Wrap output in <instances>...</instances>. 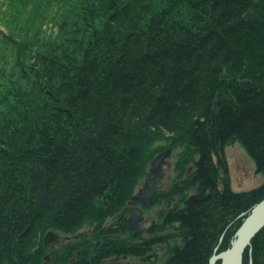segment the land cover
I'll return each mask as SVG.
<instances>
[{
	"label": "trees",
	"instance_id": "1",
	"mask_svg": "<svg viewBox=\"0 0 264 264\" xmlns=\"http://www.w3.org/2000/svg\"><path fill=\"white\" fill-rule=\"evenodd\" d=\"M15 92L0 114V264H39L47 231L98 234L159 141L194 166L175 193L195 189L164 219L180 242L157 241L163 264H209L264 199V183L218 192L211 160L239 142L264 175V0H0V103ZM263 251L264 228L242 264Z\"/></svg>",
	"mask_w": 264,
	"mask_h": 264
},
{
	"label": "rangeland",
	"instance_id": "2",
	"mask_svg": "<svg viewBox=\"0 0 264 264\" xmlns=\"http://www.w3.org/2000/svg\"><path fill=\"white\" fill-rule=\"evenodd\" d=\"M175 6L177 7L178 4ZM186 9L187 8L182 5V7L175 12L178 17H184ZM169 17L171 18V13ZM77 24L79 23L77 22ZM101 24L102 21L99 20L98 26L100 27ZM87 29V27L83 26L85 35ZM72 36L69 38L71 44L78 38L77 34H72ZM49 41H51L50 45L53 46V49H69L67 44L64 42V45H59V43L57 44L54 39L47 41L43 39L45 44H48ZM28 67L29 64L26 65L27 72L25 75H30ZM27 78L23 80L19 86L22 87V89L26 88V85H29L27 82L30 77L28 79ZM33 82L34 80L31 81L30 88H35V86H32ZM20 97L19 93L15 92L6 98L3 103H0V114L6 116L8 113L7 110H11L13 107L16 108ZM13 122L17 123L16 125L18 126V121ZM175 143L177 146L174 144L173 147H170L167 143H165V141H159L146 147L147 152L149 153L148 156L152 154L154 156L150 159L147 158L145 163L142 165L143 167H140V173L137 176L136 185L131 198L127 201L126 205L120 213L117 214V216L103 221L98 234H94L93 236L90 232L94 228H89L86 223L83 224L81 229H79V231L75 234L68 235L57 231H47V233L53 232L56 234L55 242L50 246L48 244H43L44 250L39 264H90L95 258L96 250L104 243L110 244L109 250H111L112 253H121L117 256L114 255L107 257L104 260L112 258V260L118 264H162L167 252V246L163 244L160 245L157 241L168 237L170 239L167 245L178 244V242H180V239L178 238L179 233L175 229L164 224V219L170 212L181 209L184 203L191 196L195 195L194 188L187 191L183 195L175 193V187H177V189L181 188L182 181L188 179L194 170V166L192 164L181 165L177 163L180 160L179 156L181 152L185 148L181 145L182 143L177 141ZM2 150L4 151L5 148L0 145V152H2ZM167 150H170V154L165 159V162L170 163V167L164 173L163 178L154 184L155 192L151 197V201L148 204H145L146 206H143L144 204H142V202H138V204L133 202L134 196L138 195L141 197L142 194L140 192H142V190L144 191V187L150 183L148 176L152 168V162L160 154ZM211 160L217 179L216 187L218 192H224V190H226L229 193L239 194L249 192L264 183V175L257 171L254 161L239 142H233L226 145L223 149V153L221 154L213 153ZM134 209H138L141 212V216L143 215L145 218V221H149L151 223L149 226L151 229L149 231L144 230L137 237H133V234H130L129 230L122 224V219L129 220L131 211ZM248 215L249 213L245 215L241 214L237 217V220H241L240 226ZM46 234H44L43 237L46 236ZM95 238L97 241H94ZM147 242H151L152 245L149 247L146 246ZM232 243L233 240L231 241V246ZM77 246L80 250L76 249ZM133 247L134 253H131L130 249ZM79 251L80 255H78ZM214 256L216 255L213 254L209 260H211ZM215 262V264H221L220 260ZM261 264H264V251Z\"/></svg>",
	"mask_w": 264,
	"mask_h": 264
},
{
	"label": "water",
	"instance_id": "3",
	"mask_svg": "<svg viewBox=\"0 0 264 264\" xmlns=\"http://www.w3.org/2000/svg\"><path fill=\"white\" fill-rule=\"evenodd\" d=\"M170 150L165 151L160 154L151 164V171L149 174L150 183H148L144 187V194L139 198V201L142 204H148L151 201V197L154 195L155 187L154 184L163 178V171H166L170 167V163L165 162V159L169 156ZM256 206H260L262 209L261 215L257 222L246 231L239 240L231 246V249L228 252L221 253L217 256H214L211 260H209V264H215V261L220 260L221 264H224V258L226 256L232 255L237 257V260L234 264H241L242 256L245 249L250 245V241L253 237L264 227V199ZM142 222L141 224H139ZM130 230H136V234H140L144 230L149 231L151 228L149 226L151 223L149 221H143L141 218V212L138 209H134L131 211L130 219ZM56 234L53 232H49L45 236V240L48 238L53 239L55 241ZM115 264L113 261L102 262L101 264Z\"/></svg>",
	"mask_w": 264,
	"mask_h": 264
},
{
	"label": "bare ground",
	"instance_id": "4",
	"mask_svg": "<svg viewBox=\"0 0 264 264\" xmlns=\"http://www.w3.org/2000/svg\"><path fill=\"white\" fill-rule=\"evenodd\" d=\"M48 35L49 36H52V34L51 33H48ZM30 75H26V77H29ZM167 171V170H166ZM166 171H163V173H165ZM144 194V191H143V193H142V195ZM141 195V196H142ZM261 212H262V209H261V207L260 206H255V207H253L252 209H251V211L249 212V215H248V217L247 218H245V220H244V222L242 223V225L240 226V228L237 230V232L235 233V235H234V239H233V243H232V245L233 244H235L238 240H239V238L246 232V231H248L249 229H251V227L257 222V220L259 219V217H260V215H261ZM111 218H114V217H111ZM129 227H130V224H129ZM134 231V230H133ZM92 232V231H91ZM77 233V232H76ZM54 242L55 241H53V239H50V238H48L47 240H45V236L42 238V243L43 244H48L49 246L51 245V244H54ZM47 246V245H46ZM231 249V247L229 248V249H227V250H225V251H222V253H224V252H228L229 250ZM247 249V248H246ZM245 249V250H246ZM109 251V253L108 254H106L107 252ZM245 252V251H244ZM114 253V252H113ZM112 253V251L111 250H105V255H104V257H106V256H114V255H120L121 253H114L113 254ZM137 254V253H136ZM220 254H221V252H220ZM139 255V254H138ZM216 256L217 255H219V254H215ZM242 259H243V256H242ZM94 260H95V258H94ZM93 260V261H94ZM224 260H225V262H224V264H234L235 263V261L237 260V257H235V256H232V255H229V256H226L225 258H224ZM93 261L91 262V263H93ZM106 261H113L112 260V258H109L108 260H104V261H102V262H106ZM165 260H163V262H164ZM218 261V260H217ZM102 262H100L99 264H101ZM114 262V261H113ZM90 263V264H91ZM115 263V262H114ZM216 263V262H215ZM86 264V263H85ZM109 264V263H108ZM115 264H118L117 262L115 263ZM163 264V263H162ZM241 264H242V260H241Z\"/></svg>",
	"mask_w": 264,
	"mask_h": 264
},
{
	"label": "flooded vegetation",
	"instance_id": "5",
	"mask_svg": "<svg viewBox=\"0 0 264 264\" xmlns=\"http://www.w3.org/2000/svg\"><path fill=\"white\" fill-rule=\"evenodd\" d=\"M143 189V188H142ZM141 189V190H142ZM159 190V189H158ZM157 190V191H158ZM140 192V191H139ZM141 194L143 193V190H142V192H140ZM139 196L137 195V196H134V198H133V202H135V203H137L138 204V202H141V201H139ZM143 206H146V205H143ZM130 212V211H129ZM141 218L143 219V221H145V218L143 217V215L141 216ZM122 224H123V226L124 227H126L128 230H129V232H130V234H133V237H137L139 234H136V230H130V227H129V220H127V219H125V220H123L122 219ZM142 222H140L139 224H141ZM90 233H92V232H90ZM89 233V234H90ZM77 252V251H76ZM102 261H104V259L102 260ZM102 261H100V262H102ZM99 262V263H100ZM115 262V261H114Z\"/></svg>",
	"mask_w": 264,
	"mask_h": 264
}]
</instances>
